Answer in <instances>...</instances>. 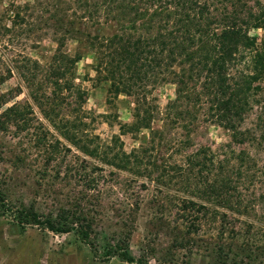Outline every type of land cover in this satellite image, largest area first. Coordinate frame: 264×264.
<instances>
[{
	"label": "rangeland",
	"instance_id": "obj_1",
	"mask_svg": "<svg viewBox=\"0 0 264 264\" xmlns=\"http://www.w3.org/2000/svg\"><path fill=\"white\" fill-rule=\"evenodd\" d=\"M63 1L71 0H0V96L12 92L6 106L30 102L36 126L40 122L44 127L37 132L0 131V264H136L108 256L116 244L147 264H264V152L249 150L255 163L240 177L239 169L244 173L249 167H241V147L231 143L226 129L202 115L181 118L167 110L175 98L172 83L152 90L158 108L150 127L122 134L121 126L133 120L134 98L111 96L109 83L96 79L88 53L76 64L74 80L85 91L89 134L102 141L117 135L123 149L130 152L147 144L152 132H157L149 158L164 159L170 166L177 162L182 168H170L178 171L163 183L109 166L104 167L94 189L80 179L81 153L44 119L15 69L16 61L24 62L26 57L38 60L46 72L50 68L57 47L54 37L65 16ZM69 14L87 33L107 34L117 29L114 21L103 20L94 26L92 19L80 21ZM252 33L264 42V28ZM75 48L70 39L64 50L73 54ZM198 149L214 157V164L223 162L217 170L222 178L228 176L223 192L245 200L241 215L227 209L229 218H238L235 228L222 230L217 212L225 208L217 201L213 203L216 211L201 221L197 231L195 221L178 215L181 197L199 200L196 186L205 175L185 176L188 167L183 164L185 154ZM88 160L87 165L99 162ZM24 211L37 212L41 219L60 226H90L89 243L77 229L58 233L27 223L19 215Z\"/></svg>",
	"mask_w": 264,
	"mask_h": 264
},
{
	"label": "trees",
	"instance_id": "obj_2",
	"mask_svg": "<svg viewBox=\"0 0 264 264\" xmlns=\"http://www.w3.org/2000/svg\"><path fill=\"white\" fill-rule=\"evenodd\" d=\"M63 4L65 16L54 37L57 47L50 68L46 72L38 60L26 57L24 62L16 61L15 69L44 119L60 138L81 153L79 175L89 188L98 186L105 166L157 183L165 182L167 176L178 171L171 170L172 167L182 166L149 158L148 154L155 149L157 132H152L147 144L130 152L123 149L117 135L102 141L89 134L90 124L83 108L85 91L74 80V68L87 53L92 55L96 79L109 83L111 96L125 94L134 98L133 120L121 126L122 134L150 127L158 108L152 90L162 83H172L175 98L167 110L181 118L202 115L207 122L226 129L231 143L241 147V167H249L244 173L239 169V176L251 170L255 160L249 150L257 148L264 152V42L252 33L264 28V0H71ZM69 13L80 21L92 19L94 26L101 25L103 20L114 21L117 29L107 34L87 33L77 27ZM70 39L76 43L73 54L64 50ZM11 93L0 96V108L5 106L0 112V131L43 129L42 123L35 124L30 102L6 106ZM36 136L42 141L40 135ZM184 157L183 164L188 167L185 176H205L196 186L200 189L199 196H195L199 200L180 198V219L195 221L192 223L197 231L201 221L216 211L213 203L217 201L225 208L222 212L217 209L220 227L224 231L235 228L238 218H229L227 211L241 215L245 200L241 195L237 198L236 194L223 192L228 176L222 178L217 172L223 162L214 164V157L200 149ZM89 158L99 162L87 165ZM19 215L27 223L53 232L77 229L89 243L90 226L56 225L34 211ZM107 255L128 263L147 264L122 244L111 247Z\"/></svg>",
	"mask_w": 264,
	"mask_h": 264
}]
</instances>
